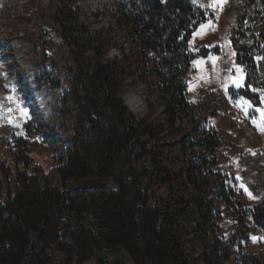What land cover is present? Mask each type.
I'll list each match as a JSON object with an SVG mask.
<instances>
[{"label": "trees", "instance_id": "obj_1", "mask_svg": "<svg viewBox=\"0 0 264 264\" xmlns=\"http://www.w3.org/2000/svg\"><path fill=\"white\" fill-rule=\"evenodd\" d=\"M108 11L115 24L94 31L79 11L65 14L70 61L52 62L57 82L45 68L52 60L42 28L1 34L5 45L29 44L36 90L51 95L64 83L74 113L63 96L52 109L69 145L53 158L50 173L26 152H17L11 167L0 166V264H264L263 252L236 260L251 241L246 216H237L231 238L219 237L218 203L235 208L234 192L218 163L221 137L208 116L194 113L186 79L196 55L192 36L209 16L191 0H114ZM238 35L233 27L236 64L246 80L236 95L260 107L264 67L256 46L240 48ZM122 39L130 52L120 47ZM114 49L120 57L110 59ZM129 78L160 102L149 103L142 117L126 106ZM49 174L60 177L61 187ZM250 215L264 237V205ZM52 247L66 255L63 263L53 261Z\"/></svg>", "mask_w": 264, "mask_h": 264}, {"label": "rangeland", "instance_id": "obj_2", "mask_svg": "<svg viewBox=\"0 0 264 264\" xmlns=\"http://www.w3.org/2000/svg\"><path fill=\"white\" fill-rule=\"evenodd\" d=\"M113 2L114 0H0V166L5 163L11 167L15 154L26 152L35 165L50 173L55 166L53 158L69 145V135L58 132L63 121L54 118L52 109L63 96L67 98L68 110L74 113L71 90L64 83L60 85L58 92L51 95L36 90V80L39 77L34 70L35 56L31 54L29 44L19 40L5 45L1 41L2 32L20 30L23 26L32 28L37 25L42 28L46 32L43 39L45 50L52 60L45 68L54 82H57L59 73L52 62L61 66L70 61V50L62 37L64 26L70 27V23L65 22V14L69 10L79 11L90 31L107 28L115 24L108 11ZM191 2L205 11L208 19L219 16L221 22L230 29L238 28V38L241 39L239 47L256 46L253 53L264 67V51L262 58L258 54L262 50L261 44L264 46V0ZM15 6L17 10L13 12ZM207 26L208 24L203 25L200 32H205ZM119 44L126 52H130L131 46L126 40H120ZM221 49L223 50L222 47ZM119 57L120 51L117 49L112 50L109 56L110 59ZM200 62L203 61L192 60V68L186 77L189 100L197 116L209 117L210 124L217 129L222 140L217 152L218 163L227 180L226 188L234 192L235 208H230L224 200L219 201L218 212L222 217L219 237L231 238L237 232V216H246L251 241L238 250L236 260L241 261L259 252L264 253L263 232L256 227L250 215L255 205H264V88L256 90L261 106L246 110L237 100L227 99L218 78L220 70H215L216 75L211 85V78L200 68ZM261 83L257 81L258 85ZM127 84L128 93L124 96L126 106L129 97L136 98L141 103L135 112L132 111L136 115L144 116L149 103L160 104L153 91L138 78H129ZM44 98L48 102L46 110L43 106ZM243 113L246 118L242 117ZM259 129L262 130L258 131ZM49 180L53 186L61 187L58 175L49 174ZM50 254L54 262L63 263L66 260V255L56 247L50 249ZM108 263L113 264L111 259Z\"/></svg>", "mask_w": 264, "mask_h": 264}, {"label": "crops", "instance_id": "obj_3", "mask_svg": "<svg viewBox=\"0 0 264 264\" xmlns=\"http://www.w3.org/2000/svg\"><path fill=\"white\" fill-rule=\"evenodd\" d=\"M208 24L205 32H200L202 26ZM231 31L221 18H209L202 22L192 36L190 47L196 53L192 60L198 59L200 68L212 79L215 78V70L219 69V82L225 90L227 99L237 100L246 110H254V104L242 96L232 95L231 92H239L245 88L246 73L243 66L236 64V51L231 42ZM194 41V42H192ZM223 48V50L221 49ZM201 50H207V56L197 55ZM229 93V96H228ZM246 118V114H242ZM258 129V127H257ZM259 129L258 131H261ZM250 140V139H249ZM252 140V138H251Z\"/></svg>", "mask_w": 264, "mask_h": 264}, {"label": "bare ground", "instance_id": "obj_4", "mask_svg": "<svg viewBox=\"0 0 264 264\" xmlns=\"http://www.w3.org/2000/svg\"><path fill=\"white\" fill-rule=\"evenodd\" d=\"M43 106L45 108V110L47 109V104L48 102H46V98L43 99ZM127 104L129 106V108L131 109V111L135 112V110L141 105L140 101L137 100L136 98L133 97H129L127 100Z\"/></svg>", "mask_w": 264, "mask_h": 264}, {"label": "water", "instance_id": "obj_5", "mask_svg": "<svg viewBox=\"0 0 264 264\" xmlns=\"http://www.w3.org/2000/svg\"><path fill=\"white\" fill-rule=\"evenodd\" d=\"M128 106V105H127ZM129 107V106H128Z\"/></svg>", "mask_w": 264, "mask_h": 264}]
</instances>
